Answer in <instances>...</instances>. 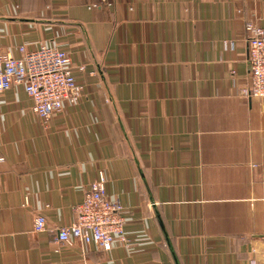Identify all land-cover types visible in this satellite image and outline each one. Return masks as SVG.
Here are the masks:
<instances>
[{"label": "crops", "instance_id": "crops-1", "mask_svg": "<svg viewBox=\"0 0 264 264\" xmlns=\"http://www.w3.org/2000/svg\"><path fill=\"white\" fill-rule=\"evenodd\" d=\"M249 20L264 28V0H0V53L66 50L84 87L47 124L22 87L0 93V264H259L264 97L239 94ZM99 173L128 249L54 239Z\"/></svg>", "mask_w": 264, "mask_h": 264}, {"label": "built area", "instance_id": "built-area-1", "mask_svg": "<svg viewBox=\"0 0 264 264\" xmlns=\"http://www.w3.org/2000/svg\"><path fill=\"white\" fill-rule=\"evenodd\" d=\"M245 29L249 33L245 39L248 81L239 89V94L264 97V28L249 20ZM18 51L19 57L0 53V93L15 85L22 87L43 124L65 104L74 105L81 100L84 87L74 78L75 67L66 50L41 44L31 50L21 45ZM104 182V175L99 173L81 203L76 205L74 220L56 229L55 241L67 246L76 242L84 246L93 243L103 250H110L116 243L129 248L131 240L125 235L121 216L123 207L117 198L106 194ZM45 228L46 218L36 215L34 230ZM259 264H264V248Z\"/></svg>", "mask_w": 264, "mask_h": 264}]
</instances>
